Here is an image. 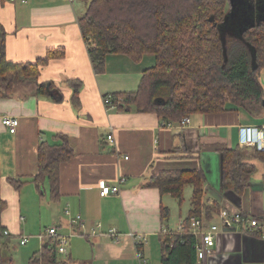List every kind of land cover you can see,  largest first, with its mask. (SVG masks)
Listing matches in <instances>:
<instances>
[{
	"label": "crops",
	"instance_id": "1",
	"mask_svg": "<svg viewBox=\"0 0 264 264\" xmlns=\"http://www.w3.org/2000/svg\"><path fill=\"white\" fill-rule=\"evenodd\" d=\"M85 9V0L72 4L0 0V27L6 32L9 62L35 63L49 51L64 53L41 68L37 82L18 84L10 98L0 101L1 195L8 204L2 223L11 237L9 242L0 241V259L5 254L12 256L14 238L20 244L31 233L29 226L26 234L22 229L26 221L22 214L27 213L24 198H29L40 213L45 209L49 228L58 227L59 234L70 238L68 254L60 259L66 264H161L162 231H176L189 216L193 187L191 196L185 193L190 185L185 187L180 204L147 185L163 171L201 168L205 175L202 204L213 210L210 216L202 213L206 226L221 228L218 213L224 209L260 221L259 227L246 234L222 230L215 256L201 264H264V163L249 161L255 172L245 174V188L239 195L223 187L220 156L223 149H243L239 127L264 125V108L253 113L232 107L233 111L221 114H194L185 129L164 126L157 115L139 113L133 107L108 109L104 98L136 91L143 72L155 66V57L148 55L134 63L124 56L109 55L105 73L97 74L79 25ZM73 79L83 83L80 107L71 100L68 82ZM259 81L264 89V69ZM44 84L43 93L39 92ZM54 90L62 95L60 102L49 95ZM5 117L19 119L16 134L3 125ZM58 134L69 138L74 157L60 166L59 188L53 197L48 179L37 186L34 178L40 144H55ZM110 135L114 143L109 142ZM8 178L20 179L25 185L16 192ZM122 178L120 194L101 197L102 183L115 186ZM164 208L169 212L165 220ZM77 217L84 227L72 224ZM174 218L178 221L172 229ZM49 228L32 231L37 234L32 235L37 249L45 246L39 236ZM136 236L146 241L137 245Z\"/></svg>",
	"mask_w": 264,
	"mask_h": 264
},
{
	"label": "trees",
	"instance_id": "2",
	"mask_svg": "<svg viewBox=\"0 0 264 264\" xmlns=\"http://www.w3.org/2000/svg\"><path fill=\"white\" fill-rule=\"evenodd\" d=\"M254 7L255 0H247ZM86 9L79 25L88 46L94 71L103 74L109 55H119L139 63L148 55L155 57V66L143 72L134 92L114 94L124 101L117 109L133 107L143 114H155L163 125L178 124L194 114L215 115L245 109L249 113L264 108V89L259 81L264 69V22L248 27L240 33L230 15V0H85ZM254 19L250 21H254ZM231 32V33H228ZM236 32V34H235ZM49 51L46 58L35 63H13L7 59L6 32L0 27V101L12 96L15 86L37 82L41 68L64 53ZM72 102L81 105L83 83L69 82ZM47 85L39 86V92ZM52 87V86H50ZM52 99L60 102L62 95L54 90ZM55 144L42 142L39 147V170L34 178L37 186L48 179L52 195L59 188L60 166L74 157L66 135L58 134ZM222 184L224 189L241 194L245 188V174L255 172L249 161L264 163V153L253 148L223 149ZM203 170L163 171L153 176L148 187L161 195L183 201L184 189L193 187L192 206L183 221V231L172 237L161 235V264H199L195 249L196 239L189 232L192 217L213 213L202 204ZM0 170V241L4 236L3 214L7 202L1 195ZM7 183L19 192L25 185L20 179L8 178ZM162 210V219L168 216ZM35 264H66L60 260L55 247L44 246L31 259ZM0 264H14L10 255H3Z\"/></svg>",
	"mask_w": 264,
	"mask_h": 264
},
{
	"label": "built area",
	"instance_id": "3",
	"mask_svg": "<svg viewBox=\"0 0 264 264\" xmlns=\"http://www.w3.org/2000/svg\"><path fill=\"white\" fill-rule=\"evenodd\" d=\"M14 1V0H11ZM70 4L80 1V0H64ZM121 98L117 99V103H113L112 96H106L104 98V104L107 108H117L118 104L122 103ZM3 125L9 130L11 134H16L17 129L20 125V121L17 118L5 117L3 119ZM190 123V118L182 120L178 124H167L169 128H183L188 127ZM108 140L114 143V138L112 135L108 136ZM239 145L241 148H253L260 153H264V125H244L239 127ZM125 183V179L122 178L118 181L117 185L109 186L106 183L101 184L100 195L101 197H106L110 195L120 194V186ZM218 217L220 219L221 228L218 225H208L206 226L203 217H192L189 221V232L195 239V249L197 252V259L199 263H202L207 258L215 256V246L219 234L222 230L241 232L246 234L249 230L256 229L260 226V221L256 217H246L241 213L235 212L231 213L228 210H219ZM72 224L80 225L79 227H84L81 221V217H77L72 221ZM184 226L181 224L176 231H168L164 229L162 235L172 237L175 232L183 231ZM224 228V229H223ZM112 235L116 238L115 241L118 242L119 238L115 231ZM4 236L10 237L8 231L4 232ZM42 242H45L46 247H55L56 251L61 255L67 256L69 247V237L59 234L58 227H51L46 232L39 236ZM146 241L145 237L136 236V244L139 245ZM28 242L27 237H22L20 240V245L25 246ZM138 257L142 259V253H138Z\"/></svg>",
	"mask_w": 264,
	"mask_h": 264
},
{
	"label": "rangeland",
	"instance_id": "4",
	"mask_svg": "<svg viewBox=\"0 0 264 264\" xmlns=\"http://www.w3.org/2000/svg\"><path fill=\"white\" fill-rule=\"evenodd\" d=\"M235 34H236V32H235ZM118 98H121L124 101V99L121 96H118L117 99ZM185 193H186V195L191 196V193H192L191 186H187ZM42 200L44 201V198ZM24 202H25L24 207H26L27 213L22 214L26 218V221L23 222L22 229L25 231V234H26V228H27V226H29V228L31 229V233L27 234V237L29 238V240H28L26 246H21L19 244V240L14 238V241L10 247V251H11L10 253H11L12 257L14 258V264H33V263H31V259L33 258L34 254H35L34 251L37 250L36 252H38L41 249V247H40V249L38 248L39 250L37 249V246H36L37 240L35 238H33V236H36L37 234L35 232H32V231H36V232L40 233V230L43 231L46 228H49L51 225V221L49 219H46V217L43 213L45 209H43L42 213H40L38 210V207H33L34 205L31 204V201L29 200V198H24ZM43 203L45 206H47L45 204L46 203L45 201ZM177 221H178V219L174 218L170 222L172 224V226H171L172 229L175 228L174 224H176ZM34 234H36V235H34ZM40 243H41V241H40ZM57 255H58L59 259L65 258V255H63V254L61 255L58 252H57Z\"/></svg>",
	"mask_w": 264,
	"mask_h": 264
},
{
	"label": "water",
	"instance_id": "5",
	"mask_svg": "<svg viewBox=\"0 0 264 264\" xmlns=\"http://www.w3.org/2000/svg\"><path fill=\"white\" fill-rule=\"evenodd\" d=\"M257 8L255 9L257 19L253 18L254 7L247 0H230L231 12L226 18V22L233 21L235 27L240 29V33L245 30L248 25L251 27L264 22V0H256ZM254 19V21H250ZM231 33V32H228ZM264 106V102H263ZM201 264V263H199Z\"/></svg>",
	"mask_w": 264,
	"mask_h": 264
}]
</instances>
